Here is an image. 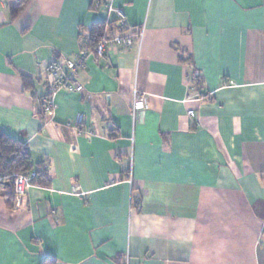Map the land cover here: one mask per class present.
<instances>
[{"label": "crops", "instance_id": "obj_1", "mask_svg": "<svg viewBox=\"0 0 264 264\" xmlns=\"http://www.w3.org/2000/svg\"><path fill=\"white\" fill-rule=\"evenodd\" d=\"M92 1L11 21L0 0V127L51 179L20 206L0 187V264H264V0H114L143 38L99 58L90 28L115 10ZM83 49L40 111L50 62Z\"/></svg>", "mask_w": 264, "mask_h": 264}, {"label": "built area", "instance_id": "obj_2", "mask_svg": "<svg viewBox=\"0 0 264 264\" xmlns=\"http://www.w3.org/2000/svg\"><path fill=\"white\" fill-rule=\"evenodd\" d=\"M114 0H93L91 7L95 10L100 9L101 7L105 8L106 11L111 12L115 10V20L107 21V27L104 31L103 37L96 44V46L91 49V52L99 58L104 55L105 51L108 48L121 46V47H132L136 42L141 43L143 38V29H138L132 32H128V25L126 21V16L123 10L114 9L112 2ZM86 55V49H83L79 52V57L77 61H69L66 66L60 65L56 60H53L48 65V92L42 97L37 99V104L39 110L44 113H51L54 107V96L63 88H66L68 81L74 76L75 72L84 64ZM147 107V97L141 92L136 86L132 89V102L131 108L133 114L137 111L142 110ZM188 113L193 116L195 115L194 111L190 109ZM78 125L82 123V120L79 118L77 120ZM71 125V124H68ZM132 172H133V160L132 158L129 161L127 168V180L130 185H132ZM34 172L25 175V174H16L13 178V187L15 194V203L17 206H20L23 202V198L26 194L27 188L32 185L31 178L34 176ZM139 206V205H138ZM124 264H129L128 258L125 260Z\"/></svg>", "mask_w": 264, "mask_h": 264}, {"label": "trees", "instance_id": "obj_3", "mask_svg": "<svg viewBox=\"0 0 264 264\" xmlns=\"http://www.w3.org/2000/svg\"><path fill=\"white\" fill-rule=\"evenodd\" d=\"M28 1L29 0H6L7 4L11 6V21H14L20 15ZM106 27L107 22L103 21L92 24L88 35V47L90 49H93L101 40ZM23 84L26 88L32 90L29 78L23 77ZM36 97L37 96H35V98ZM32 172L35 174L31 178L32 185H41L45 187L50 185L51 179L48 168L42 164L35 163L28 146L23 141L8 135L0 127V181L10 182V185L6 186L9 189V200L15 201L13 187L14 176L16 174L28 175ZM1 186L2 184H0V187ZM139 203L140 197L137 196L133 200V205L138 206Z\"/></svg>", "mask_w": 264, "mask_h": 264}, {"label": "water", "instance_id": "obj_4", "mask_svg": "<svg viewBox=\"0 0 264 264\" xmlns=\"http://www.w3.org/2000/svg\"><path fill=\"white\" fill-rule=\"evenodd\" d=\"M0 184L8 186V185H10V182H8V181H0Z\"/></svg>", "mask_w": 264, "mask_h": 264}]
</instances>
